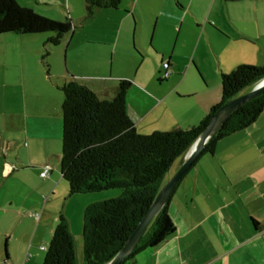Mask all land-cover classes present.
<instances>
[{
    "label": "crops",
    "instance_id": "1",
    "mask_svg": "<svg viewBox=\"0 0 264 264\" xmlns=\"http://www.w3.org/2000/svg\"><path fill=\"white\" fill-rule=\"evenodd\" d=\"M67 3L69 18L78 21L85 0ZM116 11L120 23L108 42L77 37L71 50L72 40L83 32L75 27L66 45L65 86L76 82L111 100L120 80L131 82L127 112L139 134L197 126L221 100L222 74L242 65H264V0H122ZM7 38L0 37V46H8L0 47V264H40L46 253L41 244L48 247L61 214L52 215L59 175L49 162L52 140L62 142L63 118L60 133L53 109L52 116L49 107L44 115L24 116L19 102L11 99L3 78L8 62L33 55L38 46L31 45V37ZM91 44L110 47V64L100 55L84 54ZM121 46L133 60L113 76ZM108 81L111 89L105 87ZM24 138L30 142L26 161L19 151ZM7 166L13 167L9 174ZM45 166L51 170L43 179ZM117 196L83 197L80 225L89 205ZM169 215L174 235L128 264H264V111L252 126L221 140L215 153L183 178L170 198ZM69 221L74 237L82 239L79 223Z\"/></svg>",
    "mask_w": 264,
    "mask_h": 264
},
{
    "label": "trees",
    "instance_id": "2",
    "mask_svg": "<svg viewBox=\"0 0 264 264\" xmlns=\"http://www.w3.org/2000/svg\"><path fill=\"white\" fill-rule=\"evenodd\" d=\"M121 1L85 0L86 19L98 10L118 9ZM74 29L71 18L57 22L22 7L16 0H0V35L53 33L47 44L56 47ZM262 79L264 65L238 66L231 73L222 74L221 100L197 126L150 135L139 134L128 115L126 95L131 82L120 80L111 100L100 99L87 86L76 82L61 88L64 100L60 170L62 179L69 185V194L121 191L117 197L93 203L84 210L82 239L86 264H107L118 254L150 210L167 174L193 146L217 111ZM263 111L264 93L236 110L185 176L203 157L213 155L221 140L252 126ZM169 201L134 252L121 264L132 262L147 249L158 248L174 235ZM43 264H77L76 240L63 214L59 215Z\"/></svg>",
    "mask_w": 264,
    "mask_h": 264
},
{
    "label": "rangeland",
    "instance_id": "3",
    "mask_svg": "<svg viewBox=\"0 0 264 264\" xmlns=\"http://www.w3.org/2000/svg\"><path fill=\"white\" fill-rule=\"evenodd\" d=\"M22 7L30 8L35 10L37 13L46 16L54 21L62 22L69 18V7L68 0H16ZM120 12L116 10H100L96 12V14L90 18L86 19V11H81V17L78 21H74L72 18V22L76 27L77 31L80 28H83V32L80 36H76L72 40L71 50L77 47V37H81V40H112L115 37L117 32L118 24L120 23L119 14ZM104 25H109V31H101L100 29ZM85 28V30H84ZM75 29V31H76ZM123 33H126V30H123ZM53 36V33H43V34H27V35H14V34H2L0 37H31L33 39L32 43H37V50L35 53L25 54L24 58H11L8 65L10 66L9 72L5 71V76L3 77L5 82L8 85V91H10L11 99L18 101L21 105V109L23 110L24 116L26 114H32L35 112L36 114L44 115L47 112L48 107L51 111L54 110L55 117L60 118V122L57 123L56 129L61 133V118H62V104L64 100L63 92L60 90L61 87L65 86V71L67 66V42L70 38V35H67L62 41L61 45L52 47L47 44V40ZM127 39H129V34L127 32ZM128 41V40H127ZM103 42V41H102ZM5 44V43H3ZM103 44V43H101ZM4 48L8 46L1 45ZM0 46V47H1ZM125 46V45H124ZM121 46L119 48V54H117L114 62L113 68V76H118L123 69H127V67L132 63V57L127 47L124 48ZM84 54L89 57H100L105 58L107 60V64H110L111 60V49L109 46L99 45V44H91L86 46L84 49ZM125 66V67H124ZM107 70H109L107 68ZM3 83V79H1ZM112 82H106V89H111ZM93 88H99V84L93 85ZM101 87V86H100ZM250 90V89H249ZM54 117V116H53ZM22 130L19 127L18 132ZM43 132V128L40 130ZM12 131H10L11 133ZM29 144V147H25L24 144ZM50 153L52 154V160L49 162L52 167L55 168V172L58 173L59 178L56 183L57 186V194L58 197L54 198L52 196V215L63 214L68 220L73 223V226H76L79 223V228L83 231V223L80 225L81 216L80 213V205H82L83 197H100L105 196L107 194H121L120 190H108L105 192L94 193V194H76L69 196V185L68 183L61 178V174L59 172V160L62 154V142L60 140H52V144L50 146ZM20 153L23 160H28L26 152L30 150V142L28 139H25L21 142ZM185 155L180 158L171 171L167 174L164 182L174 174L177 167L183 164ZM29 164V163H27ZM27 167V166H26ZM34 166H30L32 168ZM32 174V173H31ZM34 175V174H32ZM34 181H37L36 176H31ZM56 182V181H55ZM70 222V221H69ZM53 234V233H52ZM50 237L47 236V240ZM76 240V257L77 264H86L83 259V242L82 239ZM47 247L46 243H42ZM40 246V245H39ZM18 247V246H17ZM79 247V248H78ZM20 249V247H18ZM20 257V251L17 253ZM24 253V257L25 258ZM42 255L45 257V252H42ZM44 260V258H43ZM12 264V263H11ZM43 264V261L42 263Z\"/></svg>",
    "mask_w": 264,
    "mask_h": 264
},
{
    "label": "water",
    "instance_id": "4",
    "mask_svg": "<svg viewBox=\"0 0 264 264\" xmlns=\"http://www.w3.org/2000/svg\"><path fill=\"white\" fill-rule=\"evenodd\" d=\"M264 93V79L255 84L249 91L237 96L224 104L214 115L208 127L202 132L193 146L185 154L184 162L178 171L163 184L158 192L150 210L139 223L135 231L126 241L123 248L118 254L107 264H121L125 261L136 249L147 229L158 216L163 207L168 203L175 189L185 174L188 172L192 164L198 159L205 149L207 143L220 130L225 121L241 106L247 104L253 99Z\"/></svg>",
    "mask_w": 264,
    "mask_h": 264
},
{
    "label": "built area",
    "instance_id": "5",
    "mask_svg": "<svg viewBox=\"0 0 264 264\" xmlns=\"http://www.w3.org/2000/svg\"><path fill=\"white\" fill-rule=\"evenodd\" d=\"M164 68H165V75L164 76L168 77L170 75V71L168 70L169 69L168 63L164 64ZM12 170H13V167L7 166V173L8 174L11 173ZM50 170H51L50 166H45L43 172L41 173V178H43V179L47 178L49 176V174H50ZM41 250L42 251H46L47 248L45 246H43V247H41Z\"/></svg>",
    "mask_w": 264,
    "mask_h": 264
}]
</instances>
